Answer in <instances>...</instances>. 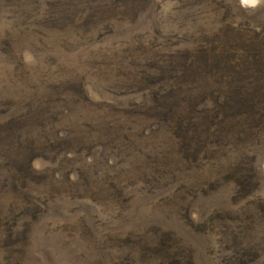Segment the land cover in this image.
<instances>
[{"label":"rangeland","instance_id":"rangeland-1","mask_svg":"<svg viewBox=\"0 0 264 264\" xmlns=\"http://www.w3.org/2000/svg\"><path fill=\"white\" fill-rule=\"evenodd\" d=\"M51 1H0V264H264V0Z\"/></svg>","mask_w":264,"mask_h":264},{"label":"trees","instance_id":"trees-1","mask_svg":"<svg viewBox=\"0 0 264 264\" xmlns=\"http://www.w3.org/2000/svg\"><path fill=\"white\" fill-rule=\"evenodd\" d=\"M45 2L48 5H52L51 0H45ZM172 96L174 98V101L178 99L177 98L178 96L174 92H172ZM152 104H146V103L142 104V107L145 110L151 111V114H148V113H143V114L146 115L149 119L157 118L160 122L165 124L169 134L172 135L174 138H177L179 127H180V124H179L180 115L178 114L179 113L178 111L180 109V104L172 103L171 108L166 107L165 105H162L161 103L157 107H155V105H152ZM25 143L26 141H23L19 145L25 144ZM28 148L30 147L28 146ZM34 148H42V147H34Z\"/></svg>","mask_w":264,"mask_h":264},{"label":"bare ground","instance_id":"bare-ground-1","mask_svg":"<svg viewBox=\"0 0 264 264\" xmlns=\"http://www.w3.org/2000/svg\"><path fill=\"white\" fill-rule=\"evenodd\" d=\"M250 1V0H249Z\"/></svg>","mask_w":264,"mask_h":264}]
</instances>
